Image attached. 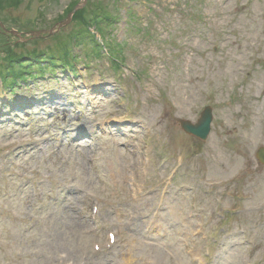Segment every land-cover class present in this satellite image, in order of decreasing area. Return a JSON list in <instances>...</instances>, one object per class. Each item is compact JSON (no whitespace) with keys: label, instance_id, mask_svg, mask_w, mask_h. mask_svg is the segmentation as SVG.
<instances>
[{"label":"rangeland","instance_id":"374dc122","mask_svg":"<svg viewBox=\"0 0 264 264\" xmlns=\"http://www.w3.org/2000/svg\"><path fill=\"white\" fill-rule=\"evenodd\" d=\"M72 1L0 21L46 32ZM99 2L119 69L75 43L74 72L0 80V264H264V0ZM205 107L201 142L180 122Z\"/></svg>","mask_w":264,"mask_h":264},{"label":"trees","instance_id":"16d2710c","mask_svg":"<svg viewBox=\"0 0 264 264\" xmlns=\"http://www.w3.org/2000/svg\"><path fill=\"white\" fill-rule=\"evenodd\" d=\"M19 0H0V9L7 8L12 5H18ZM78 0H73L65 9V13L63 15H58V18L54 20L55 23L62 20L66 14H68L71 9L77 4ZM93 0H88L86 7L77 12L71 22V29L67 33H60L53 37V41L55 42L54 49L44 53L46 57L41 58L42 53H37V51H32L31 53H27V55H15L12 53V48L7 47V49H3L0 51V80L1 83L6 85L7 82H13V78L15 77L16 81H25L29 78L27 67L23 64L24 58H27L28 63H42V60H46L51 69H59L61 71H65L66 69L74 68V55L73 49L75 47V43H82L89 45L93 51L90 54L95 55L98 58H102L105 60H109L113 68L116 70L119 69L118 66L122 64V62L115 57L114 52L115 48L109 45L106 35L105 27L108 25H112L115 22V19L110 15L103 13V4L98 3L97 5L92 3ZM1 16V15H0ZM111 19V23L110 20ZM17 31H22V27H16ZM96 35L99 36L100 42L95 38ZM33 40L31 44H36L40 41ZM36 48V47H34ZM5 53V54H3ZM89 56V54H87ZM73 59V61H72ZM111 60L113 62H111ZM30 63V67L34 68V66ZM42 67H37L35 69L37 75L39 72L45 73L46 69ZM39 71V72H38ZM26 73V74H24ZM11 86V85H9ZM7 89V88H6Z\"/></svg>","mask_w":264,"mask_h":264},{"label":"water","instance_id":"95a60500","mask_svg":"<svg viewBox=\"0 0 264 264\" xmlns=\"http://www.w3.org/2000/svg\"><path fill=\"white\" fill-rule=\"evenodd\" d=\"M85 4H86V0H82L74 8V10L67 16V19L64 22L57 24L56 32L63 26L69 24L71 22V18L74 15V13L82 9L85 6ZM0 28L1 30H3V32H6L5 28L3 27L1 23H0ZM51 32L52 31H50V33ZM9 33L16 35V33H14L13 31H10ZM211 120H212L211 111L209 108H206L205 111L202 113L196 125H191L190 123L186 121H181L180 127L186 134L194 136L202 141H205L210 131ZM256 160L258 161L260 165L264 166V148H260L259 150H257Z\"/></svg>","mask_w":264,"mask_h":264},{"label":"bare ground","instance_id":"6f19581e","mask_svg":"<svg viewBox=\"0 0 264 264\" xmlns=\"http://www.w3.org/2000/svg\"><path fill=\"white\" fill-rule=\"evenodd\" d=\"M109 20H110V23H111V19H109ZM58 111H59L58 113H60L61 115H64V112H65V111H61V110H59V109H58Z\"/></svg>","mask_w":264,"mask_h":264}]
</instances>
